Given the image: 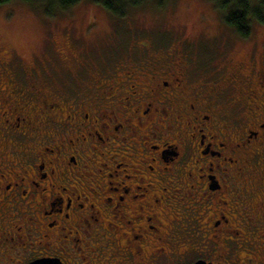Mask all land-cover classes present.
Here are the masks:
<instances>
[{
	"label": "flooded vegetation",
	"instance_id": "1",
	"mask_svg": "<svg viewBox=\"0 0 264 264\" xmlns=\"http://www.w3.org/2000/svg\"><path fill=\"white\" fill-rule=\"evenodd\" d=\"M133 37L0 47V264H264V54Z\"/></svg>",
	"mask_w": 264,
	"mask_h": 264
},
{
	"label": "rangeland",
	"instance_id": "2",
	"mask_svg": "<svg viewBox=\"0 0 264 264\" xmlns=\"http://www.w3.org/2000/svg\"><path fill=\"white\" fill-rule=\"evenodd\" d=\"M251 2L256 6L258 0ZM226 15L215 0H144L129 6L124 15L97 0H80L68 8L57 0H11L0 5V47L30 63L49 53L54 42L69 43L65 37L77 47L104 54L116 35L124 46L131 45L133 36L189 40L202 57L231 44V56L264 54V22L251 18V33L242 37Z\"/></svg>",
	"mask_w": 264,
	"mask_h": 264
},
{
	"label": "trees",
	"instance_id": "3",
	"mask_svg": "<svg viewBox=\"0 0 264 264\" xmlns=\"http://www.w3.org/2000/svg\"><path fill=\"white\" fill-rule=\"evenodd\" d=\"M11 0H0V5ZM31 1V0H25ZM62 8L77 4L80 0H57ZM107 9L118 15H124L129 6L141 4L144 0H97ZM221 8L227 10L226 22L235 27L242 37L251 33V18L264 22V0H258L256 6L251 0H215Z\"/></svg>",
	"mask_w": 264,
	"mask_h": 264
},
{
	"label": "water",
	"instance_id": "4",
	"mask_svg": "<svg viewBox=\"0 0 264 264\" xmlns=\"http://www.w3.org/2000/svg\"><path fill=\"white\" fill-rule=\"evenodd\" d=\"M196 264H206L205 262H198V263H196Z\"/></svg>",
	"mask_w": 264,
	"mask_h": 264
}]
</instances>
